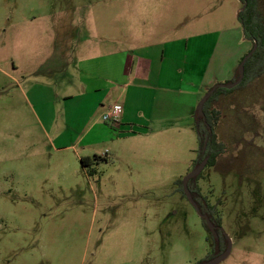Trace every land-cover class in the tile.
Wrapping results in <instances>:
<instances>
[{
	"label": "rangeland",
	"instance_id": "374dc122",
	"mask_svg": "<svg viewBox=\"0 0 264 264\" xmlns=\"http://www.w3.org/2000/svg\"><path fill=\"white\" fill-rule=\"evenodd\" d=\"M242 9L240 0H0V264L207 261L212 239L183 195L200 146L191 112L208 87L233 83L254 48ZM64 27L73 57L59 67L37 58L47 49L37 42L63 37ZM176 39L186 41L168 45L162 61L163 44ZM117 51L156 58L153 88L133 96L141 102L142 91L153 107L136 130L104 121L108 107L123 108L114 95L104 102L74 87L83 73L75 57ZM231 90L212 104L226 150L197 184L231 245L221 264H264V75ZM101 128L105 140L85 145Z\"/></svg>",
	"mask_w": 264,
	"mask_h": 264
},
{
	"label": "crops",
	"instance_id": "0c3cea01",
	"mask_svg": "<svg viewBox=\"0 0 264 264\" xmlns=\"http://www.w3.org/2000/svg\"><path fill=\"white\" fill-rule=\"evenodd\" d=\"M54 27H55V25L52 26V30H55ZM63 30L65 31L64 36L60 37L59 39H57L56 37H53L51 39L50 38L46 39V40L43 39L42 41L37 42L36 45H45V46H47V49H46V52L44 53L43 56H40V55H38V56L35 55V56L37 58H39L40 60L50 61L51 62L50 65L52 63H56L57 61H61L57 67L61 66V63H62L61 58L65 54H66V57L68 56V57L72 58L73 55H70L71 53L69 52L71 50L72 41H71V38L69 37V35L67 34V32H68L67 27H64ZM35 41L36 40L32 41L31 44H33ZM182 41H186V40L185 39H176V40L166 41L163 44V46H165V47H163V54H162L161 60L164 61V59H165V55L168 52V50H167L168 45H170L172 43H181ZM189 43H190V41L188 40L186 42V45H189ZM36 45H33V46H36ZM49 46H50V50H51L50 52L48 50ZM67 48H69V49H67ZM139 50H142V49L140 48ZM74 59H75V62L80 65L85 76H88V79L83 77V73L81 72L82 78L79 82V85L74 86L75 89L77 87L79 88L78 91H79L81 96H87V95L94 94V93H104V95L102 97V100L104 102L108 101L112 97V95H114V97L110 100V103L111 104H115V103L118 104L121 102L123 105L122 109L116 108V109H118V118L115 120V121H117V123H119V124L122 123L125 125L134 126L133 130H136L137 129V127L135 126L136 122H137V124H140L141 123L140 119L142 118V116H145V115L148 116L149 113L152 114V112H150V111L153 109V107H148L146 105L148 103L143 102V100H145V99H144V95H142V91L140 92V94L142 96V98L140 97L141 102H138L133 96H134L136 89L143 90V89L148 88L147 86H149V85H147V83L150 82V80L152 79L153 66H154L155 60H156L154 55H152V54H136L135 51L134 52L133 51H124L121 54L120 51L119 52L117 51L116 54L114 52L113 54L108 55L107 57H102L99 55H95V53H93V56L89 57V58L82 56L81 58L75 57ZM72 64H74V61ZM72 64H70V65H72ZM189 64L190 63L188 62L186 65H189ZM180 65H182V63ZM57 67H55V68H57ZM234 73L236 74L235 69L232 70V75H235ZM121 82H124V83H121ZM181 83H182V81H181ZM133 84H135V87L132 86ZM136 84H137V87H136ZM149 88L152 89L153 87L149 86ZM209 88L210 87H208L207 91L209 90ZM157 89H158V91H163L165 93H169V92L173 91L169 87L157 88ZM183 90L184 89L180 88L176 92L183 91ZM63 98L64 99H71L73 97H72V95L71 96L65 95ZM102 100L100 101V104H103ZM100 104H98V106H100ZM110 108L111 107H108L107 111ZM107 111H104L102 113V116L105 115L106 113H109L110 110L108 112ZM197 111H198V109L197 110L193 109V111L191 112V115H193V118H194L195 113H197ZM93 114H94V112L91 111L89 117L92 118ZM137 114H139L140 117L137 121H135L134 116ZM150 117L152 118V116H150ZM154 121L159 122L157 119V116L155 117ZM96 126H97L96 122L94 121V123L91 126V129L89 130V133L87 131V133L83 137L82 142H84V139L86 136L88 138L90 132L94 131ZM143 128L145 129L147 127L142 126V128L139 130H143ZM103 131L104 130L101 128V130H100L101 135H100V137L97 138V141H92L91 143H85V145H87V146L88 145H94L95 143L104 141L105 137H104V134L102 133ZM148 136H149V134L146 135V133L141 134L140 136H137L140 139L138 141L139 142H141L142 140L148 141L149 140V138H147ZM98 140H100V141H98Z\"/></svg>",
	"mask_w": 264,
	"mask_h": 264
},
{
	"label": "trees",
	"instance_id": "16d2710c",
	"mask_svg": "<svg viewBox=\"0 0 264 264\" xmlns=\"http://www.w3.org/2000/svg\"><path fill=\"white\" fill-rule=\"evenodd\" d=\"M240 1L243 4V9L238 14V20L243 26L245 38L253 43V47L255 46V43H257L258 47L255 53H253L246 61L244 79L241 84L236 87V89L244 88L264 75V17L260 10L259 0ZM238 78L239 69L235 74L233 82L237 81ZM212 89H209L207 93ZM231 91L233 90H228L220 87V85H217L216 90H214L212 95L209 96L206 103L204 104V115L200 116L198 111L195 115L194 128L198 136L200 146L198 150L199 156L194 164V169L197 168L205 159H208L205 167H213L216 164L218 157L221 156L226 150L224 144L219 142L217 139L218 136L216 133V124L220 119V113L214 110L212 104L217 100V97ZM206 143V149L204 150ZM81 163L83 167H88L94 162L92 158H85L81 159ZM200 174L189 181L188 187L202 214L207 215L210 218L212 224L216 227L217 237L213 235L205 220L203 219L205 228L212 239V253L207 259V261H209L224 253L227 249V244H225L226 239L224 237V233L221 231V229H219L221 226L220 219L216 218L215 207L212 206L209 203L207 197L201 193V189L197 184ZM183 195L185 198H187L184 189Z\"/></svg>",
	"mask_w": 264,
	"mask_h": 264
},
{
	"label": "water",
	"instance_id": "95a60500",
	"mask_svg": "<svg viewBox=\"0 0 264 264\" xmlns=\"http://www.w3.org/2000/svg\"><path fill=\"white\" fill-rule=\"evenodd\" d=\"M257 43H255V46L253 48V50L247 54L242 62L240 63V66H239V78L237 81L231 83V84H226V85H220V87H223L225 89H228V90H231V89H234L236 88L237 86H239L241 84V82L243 81L244 79V76H245V63L246 61L248 60V58L253 54L255 53V51L257 50ZM217 86H215L211 91H209L203 98L202 100L200 101L199 103V106H198V114L200 116H203L204 115V104L206 103L207 99L209 98L210 95H212V93L214 92V90H216ZM206 145L207 143L205 144V147H204V150L206 149ZM208 162V159H205L197 168H195L191 173H189L183 180V189H184V192L187 196V199L190 201V203L195 207L197 213L199 214V216H201V218H203L208 226V228L210 229V231L213 233V235L215 237H217V231H216V227L212 224L210 218L207 216V215H204L202 214L198 204L195 202V200L193 199V196H192V193L188 187V184H189V181L191 179H193L194 177L198 176L202 171L203 169L205 168L206 164ZM230 250H231V245L229 243V246L228 248L226 249V251L224 253H222L221 255H219L218 257H215L214 259L212 260H209V261H206V262H202V263H199V264H221L230 254Z\"/></svg>",
	"mask_w": 264,
	"mask_h": 264
},
{
	"label": "built area",
	"instance_id": "2783aa9c",
	"mask_svg": "<svg viewBox=\"0 0 264 264\" xmlns=\"http://www.w3.org/2000/svg\"><path fill=\"white\" fill-rule=\"evenodd\" d=\"M118 118V109H112L108 114H106L103 119L104 121H110Z\"/></svg>",
	"mask_w": 264,
	"mask_h": 264
},
{
	"label": "flooded vegetation",
	"instance_id": "af4514ba",
	"mask_svg": "<svg viewBox=\"0 0 264 264\" xmlns=\"http://www.w3.org/2000/svg\"><path fill=\"white\" fill-rule=\"evenodd\" d=\"M220 229V228H219ZM227 248H228V246H227ZM226 251V250H225Z\"/></svg>",
	"mask_w": 264,
	"mask_h": 264
}]
</instances>
